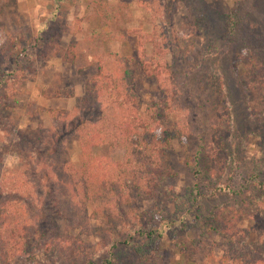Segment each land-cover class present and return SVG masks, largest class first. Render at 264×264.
Returning a JSON list of instances; mask_svg holds the SVG:
<instances>
[{
	"label": "rangeland",
	"instance_id": "rangeland-1",
	"mask_svg": "<svg viewBox=\"0 0 264 264\" xmlns=\"http://www.w3.org/2000/svg\"><path fill=\"white\" fill-rule=\"evenodd\" d=\"M135 30L151 33L143 56L150 72L138 62ZM13 41L25 57L7 56ZM246 48L264 61V0H0V204L15 185L33 190L27 243L5 264H69L57 244L68 235L87 243L95 264L264 258V100L240 58ZM99 64L106 74L129 68L152 131L147 109L167 81L172 112L154 133L183 128L188 139L160 156L168 175L159 193L130 182L127 202L72 176L79 131L53 111H77V123L99 117L98 106L78 108ZM124 154L115 149L111 158ZM222 208L244 214L230 218L227 235L213 221Z\"/></svg>",
	"mask_w": 264,
	"mask_h": 264
},
{
	"label": "trees",
	"instance_id": "trees-1",
	"mask_svg": "<svg viewBox=\"0 0 264 264\" xmlns=\"http://www.w3.org/2000/svg\"><path fill=\"white\" fill-rule=\"evenodd\" d=\"M97 7L94 8L95 14L103 16V11ZM134 34L140 36L138 62L143 66V70L150 72L152 63L144 61L143 56L145 43L153 40L150 37L151 33L135 30ZM18 44L15 41L11 43L6 50L7 56L25 57V49L17 52ZM71 53H73L72 50ZM4 58L9 59L8 57ZM240 58L247 68V73L253 79L254 86L264 100V61L256 51L249 48L241 50ZM69 60L73 61V58L71 57ZM129 60V58H125V63ZM98 66L97 73L87 81V96L78 108L83 112L92 113L98 106L99 117H96L95 121L87 122L81 117L77 123V111L63 109L53 111L65 119V123L76 122L72 126H76L77 131H79L80 166L72 176L81 186L84 187L85 185L86 189L92 187L96 193L101 189H108L112 191L111 194L117 196L118 200H126L127 202H129L127 192L130 182L140 184L142 181H147L152 184L147 188V191L153 194L156 191L159 193L160 186L168 175L161 169L160 156L163 155L164 150L171 145L174 139L181 138L185 140L184 143H187L186 140L188 139L187 132L183 128L163 130L162 136L154 133V129L161 128L160 117L167 118L172 112L173 105L168 97L167 81L164 82L165 87L161 85L162 97L151 103L147 109L153 123L152 131L145 121L146 119L139 113L137 95L130 89L134 78L131 76L129 68L123 67V74H106L101 71L102 65L99 64ZM161 72L159 69L156 74L160 76ZM6 76L14 78L13 73H8ZM0 80L2 82L3 78ZM88 96L89 100L93 99L90 103ZM97 99L100 101V105ZM147 119L149 120V118ZM59 128L60 130L65 129L62 124L59 125ZM41 142L43 139L39 140V144ZM97 146L102 147L100 156L92 153V150ZM115 149L124 150L125 154L121 161L114 162L112 160V151ZM115 173H119L121 176L115 177ZM108 183L112 186L109 187ZM20 185H15L9 189L13 198L0 204V263L2 264L8 263L6 261L7 254L11 252L16 254L22 251L27 243L28 232L31 228L27 215L28 204L25 199L32 196L33 190L27 192L24 185ZM61 197L65 198L66 194L62 193ZM233 209L229 216H227L229 210L226 211L224 208L215 213L213 221L215 220L217 232L226 234V230L230 226V218L235 216L240 219L243 218L244 214L240 209ZM214 224H211V229L214 228ZM57 244L61 248L62 259L70 262L69 264H95L93 254L89 251L87 243L80 241L77 237L68 235L58 238ZM235 264H264V258L252 256L247 259L238 255Z\"/></svg>",
	"mask_w": 264,
	"mask_h": 264
}]
</instances>
